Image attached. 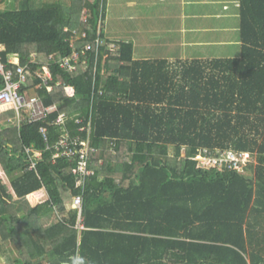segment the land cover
I'll return each instance as SVG.
<instances>
[{
  "label": "trees",
  "instance_id": "1",
  "mask_svg": "<svg viewBox=\"0 0 264 264\" xmlns=\"http://www.w3.org/2000/svg\"><path fill=\"white\" fill-rule=\"evenodd\" d=\"M238 1L237 56L176 60L135 58L131 42L107 50L106 0H20L17 8L0 9L2 60L18 53L27 63L36 54L21 91L40 83L34 71L47 64L54 82L72 85L81 98L62 88L36 93L66 112L69 129L91 106L90 139L98 149L79 214L71 206L81 192L74 162H52L39 131L48 125L52 139L59 135L60 127L47 124L56 112L20 127L6 123L13 111L0 113L1 170L9 178L6 184L0 175V210L13 188L23 227L10 232L0 214L5 264H69L74 255L88 264H264V0ZM77 29L86 36L76 48L92 44L86 55L89 66L96 64L94 80L87 69L68 71L57 62L70 51L68 39ZM98 36L104 43L95 58ZM105 52L110 56L102 66ZM30 146L44 151L29 170ZM202 149L218 156L247 153L244 167L253 174L226 162L205 167L196 159ZM41 188L46 198L31 203L27 195ZM52 215L56 220L43 224ZM79 218L83 229L76 227Z\"/></svg>",
  "mask_w": 264,
  "mask_h": 264
},
{
  "label": "built area",
  "instance_id": "2",
  "mask_svg": "<svg viewBox=\"0 0 264 264\" xmlns=\"http://www.w3.org/2000/svg\"><path fill=\"white\" fill-rule=\"evenodd\" d=\"M65 30H67V28H65ZM77 34H80V31L73 30L71 32L68 39L70 51L61 56L57 62L60 68L67 69L68 71L76 70L79 66L83 68V70L87 69L89 75L92 76V80H94L96 75V64L94 62L92 66H89L86 55V52L92 47V44L87 43L81 50H78L74 40ZM85 36L86 32L82 31L80 37L82 38ZM94 43L96 58L98 49L104 41L98 36ZM110 44L113 46L114 43H108L106 49L114 51L115 46L108 49ZM3 50L4 46L0 44V52ZM81 55H83V58H81ZM30 57V61L22 63L18 53H10L6 61L2 60L0 55V77L3 81V85L0 87V109L4 111H13V116L8 118L7 121L18 127L23 124L46 122L56 112V115H54L47 124L51 127H60L61 131L59 135L55 139H52L50 137L48 125H41L39 131L45 142V150L51 153L52 162H55L59 157H64L74 162L71 172L74 176L75 187L80 188L81 192L72 198L71 206L77 209L80 214L82 207V191L86 181L93 174V169L89 165L90 158L91 155L98 150L97 147L91 144L90 139L92 109L90 106L87 117L76 116V128L69 129L66 126L68 118L66 112H59V106L57 104H45L43 99L36 93V89L44 87L48 92H53L56 88H62L67 96H75L77 100H79L81 96L76 94L72 85L64 83L63 81L54 82L53 75L47 64L42 65L39 69L34 71V75L40 79V83H37L34 87H29L27 92L21 91V87L25 85L26 78L29 74V64L35 62L36 54L32 53ZM52 58L53 54L49 56V59ZM31 90L35 92L32 93ZM97 93L99 95L103 93L102 86L98 87ZM43 151L44 150L35 149L32 146L25 147V153L29 162L27 168L29 170L36 168V163ZM196 159L205 167L221 166L223 162H226L229 167L244 172L246 170L244 165L249 160V155L247 153L234 154L228 151L218 156L217 154L211 155L207 149H202L201 153L196 156ZM99 162L101 163L102 160L100 159ZM0 174H3L1 165ZM76 227L78 229L84 228L81 218H79Z\"/></svg>",
  "mask_w": 264,
  "mask_h": 264
},
{
  "label": "rangeland",
  "instance_id": "3",
  "mask_svg": "<svg viewBox=\"0 0 264 264\" xmlns=\"http://www.w3.org/2000/svg\"><path fill=\"white\" fill-rule=\"evenodd\" d=\"M39 1H60L65 4H70L71 0ZM218 1L221 2L219 8L217 7L219 11H225L226 14H230L229 18L227 17L226 19H221L224 20L223 23L222 21L221 23H219L218 21L210 18V14L212 13L211 11L217 9L212 5L213 3L217 2V0H108L107 5L105 6V20L107 22V28H113L114 30H117V28H119V31L130 30V32L134 33L137 29V34L140 38H147L143 40L144 42L154 40L155 37L153 38V35H157L159 36V38L160 36H163L162 38H160L161 41L159 42H169L171 44L174 43V47L179 48V52H181L182 54L181 56L194 55L200 57L206 56L211 58L237 56L239 53V42H236V40H238L239 18L238 16H235L236 18H232V13L234 12L233 10H237L239 1ZM19 2L20 0H0V9L17 8L19 7ZM137 7L143 9L141 10L144 13L141 15L142 17L139 16L140 10H138ZM129 11L134 15L132 17L133 19L127 16L126 13ZM87 14V9H83L80 15V21L82 23L86 22ZM233 14L237 15L238 13L235 11V13ZM122 16H124L125 20H122ZM160 16L165 17L166 22H160ZM144 19L146 21H142ZM105 20L103 21L104 24ZM154 21L157 25L155 26L154 32H150L153 27V24L151 22ZM233 24L235 25L236 33L232 31ZM171 27L172 29L169 30ZM184 27L186 28V30L184 29ZM77 31H80V34L82 33L81 30L77 29ZM80 34H77L74 37L75 42L81 39ZM180 43H182V45H179ZM114 46L115 43L113 44V46L110 44L108 49H111ZM115 48L116 46L114 47V50ZM147 50L150 51V48ZM156 51H159L158 53L162 54V51L164 50L157 49ZM110 52L103 53L102 66L110 56ZM136 54L140 55L143 54V52L140 51ZM170 152L173 153V150L170 149ZM181 156H183V154H181ZM0 161L1 163H3L4 160ZM253 162L254 164H256V161L253 160ZM247 172L250 173L249 171ZM250 174H253V172H251ZM3 179L5 181L9 180V178L4 175ZM8 189L10 192L12 191L11 188ZM30 201L32 203L35 202V200L32 199ZM6 211L7 209L3 207L0 210V213H2L3 215L4 213H6ZM4 220L6 219L4 218ZM55 220V216H50L43 220V224H48ZM0 264H5L1 257Z\"/></svg>",
  "mask_w": 264,
  "mask_h": 264
},
{
  "label": "crops",
  "instance_id": "4",
  "mask_svg": "<svg viewBox=\"0 0 264 264\" xmlns=\"http://www.w3.org/2000/svg\"><path fill=\"white\" fill-rule=\"evenodd\" d=\"M107 1L108 0H106L105 6L107 5ZM220 4H221V2L217 0V2L213 3L212 5L215 8H217V7L219 8V5ZM138 6H141V5H138ZM218 8L216 10L211 11L212 13L210 14L211 15L210 18H212L213 20L218 21L219 23H221V21H222V23H223L224 20H221V19H226L227 17L229 18L230 17V14H226L225 11H223V12L221 10L219 11ZM137 9L140 10L139 11V16L142 17L141 15L144 14V13L141 10H143V9L140 8V7L139 8L137 7ZM233 11H234L233 13H235V11L237 12V10H233ZM106 13H107V8H106ZM233 13H232V18H236L235 16H238V14L235 15ZM126 14H127L128 17H131V18L134 16L130 11L127 12ZM160 17H161L160 18L161 19L160 22H166V20H165L166 18L165 17H163V16H160ZM105 19H106V16L104 15V20ZM178 19H181V18H178ZM122 20H125L124 19V16H122ZM142 21H146V20L144 19ZM151 23L153 24L152 25L153 27H152V30L150 32H154L155 26L157 24H155V21L154 22H151ZM103 29H104V31H103V33H104L103 34L104 35V39H106L107 41H109V43H115V42H131L132 45H133V51H134V57L135 58L165 57V58L174 59V60H176L178 58H182V59H184V58H206V56L200 57V56H194V55H192V56H188V55L187 56H181L182 54H181V52H179V48L174 47V43L171 44L169 42H167V43L159 42V41H161L160 38H162L163 36H160V38H159V36L153 35V38L155 37L154 40L144 42L143 40L144 39H147V38H145V37H143V39L140 38L138 36V34H137L138 30L136 28H135L136 29V32H134V33L133 32H130V30H125V31L122 30V31H119L118 30L119 28H117V30H114L113 28L112 29L111 28H107V22L105 20V24L103 22ZM171 29H172V27L169 30H171ZM184 29L186 30L185 27H184ZM232 31L234 33H236V29H235V25L234 24H233V27H232ZM163 34H165V33H163ZM237 41L239 42V40H236V42ZM143 43H144V45H143ZM179 45H182V43H180ZM149 48H150V51L147 50ZM151 49H152V51H151ZM157 49L158 50H164V51H162V54H160V53H158L159 51H156ZM137 50H138V52H140V51L143 52V54H140V55L136 54V53H138ZM31 92L34 93L35 91L31 90ZM3 112H6V111L0 109V113H3ZM12 116H10V117H12ZM6 123L7 124H12V123L8 122L7 120H6ZM6 123L4 125H6ZM0 159L2 160L3 159V156H1ZM1 164L2 163L0 161V165ZM8 181L6 180V182H8ZM9 188H11V187H9ZM11 190L12 191L10 192L9 189H8V191H9V201L4 206L7 209L6 213H4L6 215H4V214L2 215V213H0V214L3 217H5L9 231L10 232L13 231L12 233H18V232H20L23 229V227L21 225V222H20V219L17 216V214L15 213V210H14V207H13V202L18 199V196L15 194L13 188H11ZM27 198H28L29 201L32 199V200H35V202H41L42 200H44L46 198L45 189L44 188H41V189H39L37 191H34V192L28 194L27 195ZM12 215H15L16 218L18 219V221H19V225L18 226L15 223L14 224L11 223V219H12L11 216ZM52 216H54V215H52ZM48 224H46V225H48Z\"/></svg>",
  "mask_w": 264,
  "mask_h": 264
},
{
  "label": "clouds",
  "instance_id": "5",
  "mask_svg": "<svg viewBox=\"0 0 264 264\" xmlns=\"http://www.w3.org/2000/svg\"><path fill=\"white\" fill-rule=\"evenodd\" d=\"M65 264H68V263H65ZM69 264H88V261L83 256L74 255L70 257Z\"/></svg>",
  "mask_w": 264,
  "mask_h": 264
}]
</instances>
